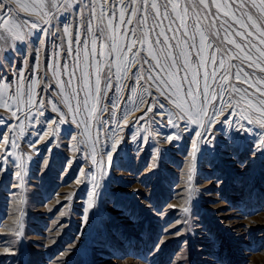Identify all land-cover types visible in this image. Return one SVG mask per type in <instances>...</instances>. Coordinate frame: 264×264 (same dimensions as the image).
<instances>
[{"label":"rangeland","instance_id":"rangeland-1","mask_svg":"<svg viewBox=\"0 0 264 264\" xmlns=\"http://www.w3.org/2000/svg\"><path fill=\"white\" fill-rule=\"evenodd\" d=\"M56 2L59 9L50 0H7L0 19V264H264V147H258L264 137V112L259 96L250 99L256 91L252 79L264 73L256 69L258 75L247 81L237 79L235 69L225 73L229 94L219 98L209 77L213 91L203 104L205 131L191 123L187 113L181 118L177 107L187 109L192 103L191 95H184L185 76L199 77V88L193 85L195 103H203L199 93L204 90L205 67L196 47H189L191 36L185 42L178 31L170 43L155 44V34H149L151 19L135 36L120 32V27L132 26L119 25L118 0L116 31L107 26L112 19L107 13L103 32L95 30V17L94 30H89L86 0ZM106 2L98 0L97 11ZM171 2L182 14L186 0ZM9 8L12 15L6 14ZM211 11L216 12L214 5ZM172 15L175 28L180 21L176 12ZM9 20L13 25L4 27ZM33 21L37 29H30ZM21 24L25 26L14 27ZM168 25L164 20L156 31ZM49 28L50 33L40 30ZM18 34L25 39L19 40ZM207 43L202 44L197 33L195 44L204 59L214 52ZM130 56L135 59L122 72ZM230 60L231 53L224 57L225 65ZM212 63L207 62L208 72ZM150 64L157 65L151 74L167 95L147 79L143 70ZM109 65L111 80L101 94L95 81L105 88ZM242 70L252 71L246 64ZM68 72H74L71 87ZM161 77L173 87L164 85ZM29 86L31 102L42 105L39 110L28 103ZM243 89H249L247 96ZM70 92L77 95L70 99ZM86 98L89 107L74 116L69 102L75 107ZM221 99L223 108L215 111L221 109ZM28 107L32 113L42 112L41 121L23 118ZM167 114L175 115L176 127ZM10 130L15 148L11 139L6 144ZM197 132L204 140L193 163ZM45 133L51 136L40 140ZM168 136L176 138L168 141ZM93 176L99 186L88 208Z\"/></svg>","mask_w":264,"mask_h":264},{"label":"snow or ice","instance_id":"snow-or-ice-1","mask_svg":"<svg viewBox=\"0 0 264 264\" xmlns=\"http://www.w3.org/2000/svg\"><path fill=\"white\" fill-rule=\"evenodd\" d=\"M119 2V25L122 26L125 23L131 25L132 27L125 29L123 27L119 28L120 32H124L127 34L131 32L134 36L136 31L142 29L147 25V21L151 19L153 21V25L150 28L149 34H155V44H164L165 41L169 43L171 40L176 39V33L179 31L180 36L184 38L185 42L188 41L189 36L193 43L189 45V47H196V53L198 56H201L200 65L205 67L204 72V90L199 93L202 97V105L200 107L196 106L197 92L193 89V85H196V88H199V77H195L194 79H188L185 76L183 80H187L188 89L184 92L185 97L191 95L192 103L189 108L185 109L182 105L177 104V107L181 109L179 115L181 118L185 116L187 113V118L191 123L200 124L204 130H207L206 123L204 121L205 112L203 104H207L209 96L212 94L213 86L216 87V95L219 98L220 94L228 95L229 92L226 89H229V85L225 84L223 81L226 79L225 73H232L233 69H235V76L237 79L243 78L245 81L249 79V77H256L258 73L256 69H259L260 73H264V0H224L223 3L216 2V0H186V3L183 7L182 14L180 11H177L179 5L176 3H172L171 0H163V3L160 0H118ZM51 6L53 8H60V5L56 2V0H50ZM98 0H86V3L83 5V8L87 12V20H88V28L89 30H94L93 25L91 23L92 18L95 17L99 22L95 26V30H100L103 32V26L106 19V13L108 16H111L112 19L108 20V27L112 28L115 32L117 29V24L115 23L116 15H117V0H107L106 3L99 4V11H97ZM213 5L216 8V12L213 13L211 9ZM77 6H80L77 3ZM8 7L7 0H0V19H2L3 15H5L3 9ZM27 10L28 6L21 5ZM32 8L43 9L45 7L44 4H40L39 6L33 4ZM65 10L67 9V5L64 6ZM169 7H171V11H169ZM161 8L164 9L161 12ZM223 8L226 11L221 14L220 9ZM173 12H176V16L179 19V24H176V27L173 28L172 25L176 23L173 18ZM131 14V16L127 14ZM201 13L203 15L201 16ZM8 15H12V9L9 8ZM132 17H135L133 20ZM164 20L169 21V25L167 28H161L159 32L156 31L157 27H159ZM13 25V21L9 20L4 27H8ZM24 24L14 25V27H24ZM38 22L33 21L30 25V29H37ZM182 29V31H181ZM41 31H46L47 33L51 32V29H40ZM64 31L67 33L69 31L68 27H65ZM171 31L173 35L169 37L167 32ZM197 33L200 34L201 43H207V38H212L211 43H207V47L210 49H214V52H210L207 59H204L201 55L202 49L201 47H197L195 44V39ZM32 31L30 30L27 35L30 36ZM163 36L164 40L162 41L160 37ZM2 38V36H0ZM17 38L21 41L25 39V35L18 34ZM237 38H239V42H237ZM44 41H41L43 44ZM140 43L143 44V36L140 37ZM179 41H177V44ZM118 47V46H117ZM125 47H131V45H125ZM167 46H165L162 51H166ZM231 53V60L227 65L224 63V57ZM121 57H123V52L120 53ZM219 56L220 59L217 61L216 57ZM135 57L130 56L128 60L125 62L123 66L122 72H126L128 70L127 66L132 62ZM164 61H168V56L164 55ZM239 61L240 63H232V61ZM212 61V71H207V62ZM150 63V62H149ZM217 64H219V71H217ZM247 65L249 69H252L251 72L246 73L243 71V66ZM198 65V67L200 66ZM171 64H168V67H171ZM157 65L150 64L149 69H144V72H147V79L155 82L158 87H160L161 91L164 92L163 86L157 80L156 76L151 74L152 69H156ZM160 69L164 68V64L159 65ZM99 73V69H97V74ZM122 75V73H121ZM137 77L141 76L140 72L136 73ZM69 76V87H71V80L74 76V72H68ZM111 65H109L108 75L105 77V88L102 89L99 87L100 81L97 79L96 83V91L104 94L106 92L107 85L111 80ZM211 77L213 79L214 85L210 86L208 84V78ZM163 80L164 85H168L169 88H172L173 85L169 84L167 79L163 77L160 78ZM219 80L217 84L216 81ZM262 81H264V76H260V79H252L251 83L255 85L256 91L253 93V96L250 99H255L259 96L257 103L259 104V108L262 112H264V85H262ZM174 83V80H173ZM7 87V85H4ZM31 86H29V90L25 93L29 97L28 103L31 104L32 107H37L38 110L42 108V105L33 104L31 102ZM79 89L77 90L78 93ZM179 87L175 89L176 99H179ZM232 93L236 92V86L232 85L230 88ZM244 94L247 96L249 93V89H243ZM77 93H69L70 99L77 95ZM92 94L91 87L89 88L88 96L90 97ZM167 95L166 92H164ZM170 99L172 97H169ZM8 107H12L11 104ZM27 107V105H26ZM87 98L83 101L77 100V104L75 107L71 106L69 102V110L73 112L74 116L79 115L86 108H88ZM235 107V105H234ZM223 108V100L221 99V109H215V111H221ZM53 111H57L55 105L52 106ZM162 111V109H160ZM103 111V108H101ZM14 116H18L20 114L19 110L17 112L12 113ZM213 112L210 115H207V123H211V115H214ZM31 116L32 119H36L41 121L42 112L40 114L32 113L31 107H28L27 111L23 118H28ZM167 118L169 120V124L173 127L177 126V120L175 115L167 114ZM3 118H0V123H3ZM154 122V121H153ZM62 123V121H61ZM85 125H87V120H85ZM23 131V129H21ZM53 131H55V125H53ZM51 136V133H45L44 136L40 137V140H44L45 137ZM197 140H195L192 144V158L193 163H195L196 152L198 144L204 140L203 133H196ZM176 137L168 136V141H172ZM8 139H11L13 148L16 147L15 136L12 135V131L10 130L9 138H6V144ZM116 145L113 144V151L116 149ZM258 147H264V137H262V142ZM2 155V154H0ZM109 165L112 161V154L108 156ZM4 161H0L3 163ZM17 177L23 179V176L20 172H17ZM84 177H88V172H84ZM192 177H189L191 180ZM93 182V191L89 194L90 201L88 204V208L93 207L92 199L96 197V190L98 188V184L95 181V177H91ZM80 181H78L79 183Z\"/></svg>","mask_w":264,"mask_h":264}]
</instances>
